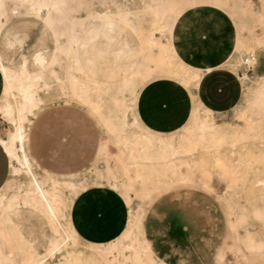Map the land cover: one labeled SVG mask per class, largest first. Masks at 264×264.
Segmentation results:
<instances>
[{
    "label": "rangeland",
    "instance_id": "rangeland-1",
    "mask_svg": "<svg viewBox=\"0 0 264 264\" xmlns=\"http://www.w3.org/2000/svg\"><path fill=\"white\" fill-rule=\"evenodd\" d=\"M151 1L126 0L122 3L129 8H140ZM222 1L224 4L221 6L199 3L194 6L186 5L181 9L175 30L181 41L179 40L175 43V48L183 61L194 69H205L206 67H210L212 70L226 69V63L230 57L229 55L235 49L238 37L243 38L245 42L251 41L254 35L261 34L264 37V18L261 16H264V0ZM10 4H14L13 6L15 7L19 6L17 1ZM12 5L10 8L13 7ZM7 6L9 5L7 4ZM105 8L114 9L112 5H107ZM18 13L12 15L10 19L9 25L13 28L7 35L0 37V54L10 67L16 68V70L23 69L32 72L39 69L42 64H45L50 59L53 48L52 38L42 29L40 21L33 17L32 14H25L22 9ZM142 24L144 30L141 31L140 35H151V27L145 23ZM137 36L138 34L130 29H120L111 40L110 47L107 49L104 58H95L96 64L93 75L101 86H109L116 93L114 99L111 97L106 98L107 113L112 116H120L125 111L120 101L121 94H118L120 81L131 76L134 77L136 100L133 102V109L127 112L128 128H126V131L140 132L146 130L150 134H160L165 139L176 136V141L186 146V141L192 140L190 133L197 131L198 122L203 119L218 127L224 141H240L244 146L250 148L256 142L257 149L264 152V110L258 114L257 109L252 104V95L256 87L253 76L257 74L264 80V45L256 49L255 65H251L245 60L238 72L241 78L244 72L250 77L246 82L247 93L249 94H243L244 87L241 84L242 95L234 108L226 113L215 114L200 102L197 96V88L194 85L181 84L179 82L182 78L181 76L187 74L184 72H178L177 74L171 66H157L152 60H149L148 55L156 54L158 49L155 46H149L147 43L143 47L140 38ZM62 64H64V61H62ZM55 69L61 73V66H55ZM50 83L51 86L48 89L39 85L35 89L37 94L45 101L43 107L37 110L36 117L44 109L51 106H79L88 112L99 124L103 132V138L98 153V165L96 166L94 162L99 136L88 120L80 113L71 110H60L57 113L53 111L47 112L43 116L37 131L41 162L54 171L69 173H55L41 167L36 162L39 170L37 172L40 173L39 176L44 178V172H48L57 179L71 178L75 183L72 190L63 188L65 193L63 213L66 215L68 214V207L72 198L79 190L85 187L78 196L88 192L103 202L118 204L127 209L124 200L117 192L106 184L98 182L104 180L109 185L112 182L110 175L104 170V162L107 158L106 155L110 156L111 154L109 148L112 146L114 139L119 138L122 133L115 130L112 132V138L114 139L109 141L95 113L79 102L76 103V101H72L62 94L59 87L60 83L53 80H50ZM155 83L164 85L168 90L169 100L180 98L187 107L185 121L171 131L152 130L140 116L138 107L141 101V93ZM123 95L129 97L127 91H123ZM199 105H201L200 108H198ZM133 116L138 119V127L136 129H130V121H132ZM239 116L242 117L238 118ZM10 129V123L0 114V135L5 136ZM196 137L193 140L201 142L197 144L195 154L190 155L191 157L187 155L191 158V161L194 158L202 157V162L209 166L216 165L217 167L218 164L223 165L226 163L224 158L217 161L213 160L212 157L204 156L202 154V136ZM118 147L122 148L123 146L120 145ZM104 148H107V150H103ZM228 149L229 146L227 144H221V151L226 152ZM244 156L246 157L247 155L244 154ZM234 158L236 159L234 163L237 167L239 164L237 154L232 156L231 159L228 158V161H232ZM247 158L253 157L248 156ZM254 166L257 167L256 170L250 172L247 169L248 166L242 165L238 169L236 168V171L228 177L225 175L221 176L220 173L222 171L214 169L209 175L211 190L200 186L186 188V192L182 189L185 193L192 191L187 193V197L189 195L192 200L196 198L201 201L198 204L200 205L199 211H202V195H205L207 200L209 198L207 203L210 205L214 202L221 207V209L215 210L216 214L214 215L217 216L215 221L219 225V230L223 234L225 233L221 247L228 254V258H218V249L215 259L210 264H245L243 254L249 257L255 256L257 253L264 254L263 249L256 251L254 248L255 244H259L261 248H264V190H259L253 184L256 178H264V165L261 161H258ZM8 179L11 187L4 189L3 192L6 195H11L26 177L25 175L12 176L9 173ZM227 181L232 186V192L235 193L231 198L233 209L229 208L227 203L220 197V194H224L228 188ZM116 183V190L124 197V185L127 183V178L124 175H119ZM134 200L139 203L136 210L132 209ZM126 203L129 207V218L126 228L133 226V233L137 239L138 247L141 249L145 248V250L147 248L148 251L142 233V221L149 207L148 202H141L131 197L130 201H126ZM174 205L175 202L166 201L160 207L155 208V214L150 213L145 219L146 231L154 252L157 256L172 264L209 263L212 259L213 249L205 235L216 239L214 229L212 233L211 230L209 232L205 230L204 234L202 233V213L194 216L198 220L196 227L186 229L183 225L184 223L180 219V222L178 221L177 217L181 216L178 210L174 208ZM42 218L38 213L24 208L19 210L15 221L31 242L32 250H35V252L40 254V257L46 259L45 264H104L97 252L91 247L96 242H87L80 236V240L75 245L57 254L55 258L46 256V247L51 231L46 220ZM231 220L235 225L233 236L239 240L242 248V253L233 257L230 256L232 250L223 246L225 236L231 233L228 225ZM212 224H214L213 221ZM196 228L197 231L193 232L192 229L195 230ZM105 243L107 242L96 244L104 245ZM9 244H11V241H9ZM15 253L18 254L21 251L18 249ZM145 257L147 258L146 255H144ZM20 258L19 256L16 257V259ZM145 262L150 264L146 259Z\"/></svg>",
    "mask_w": 264,
    "mask_h": 264
},
{
    "label": "bare ground",
    "instance_id": "bare-ground-1",
    "mask_svg": "<svg viewBox=\"0 0 264 264\" xmlns=\"http://www.w3.org/2000/svg\"><path fill=\"white\" fill-rule=\"evenodd\" d=\"M15 1L19 2L18 7L10 4ZM124 1L0 0V37L10 32L13 28L9 25L11 16L22 9L25 14H32L40 21L42 29L52 38L53 43L50 59L32 72L10 67L0 54V114L11 125L5 136L0 135V145L8 156L10 174L26 177L11 195L3 192L4 189L11 187L9 179L0 189V264H45L46 262L44 257H40L39 253L32 250L31 242L15 221L20 209L28 208L41 215L48 223L51 236L47 243L46 256L54 258L60 251L75 245L80 240L71 226L69 214L63 213L65 206L63 188L72 190L75 183L71 178L57 179L46 173L44 178L40 177L38 168L31 161L25 148L27 125L45 103L35 89L38 85L48 89L51 86L50 80L60 83V90L68 99L79 102L95 113L109 141L114 139L112 132L115 130L122 133L119 138L114 139L109 148L111 154L106 155L108 159H105L104 170L110 175L112 179L110 186L114 189H117L116 180L119 175L127 178V183L124 185V197L126 196L127 202L132 197L141 202L146 201L150 206L156 199L172 191L195 186L211 190L209 175L214 169L221 170L220 175L228 177L242 165L248 166L250 172L256 170L257 167L254 165L258 161L264 165V152L257 149L256 142L250 148L240 141H224L218 127L203 119L198 122L197 131L190 133L192 140L186 141V146L178 143L176 136L165 139L160 134H150L146 130L126 131L127 112L133 109V102L136 100V87L132 76L119 83L118 94H121L120 101L125 111L120 116L107 113L106 98L114 99L116 93L111 87L101 86L94 79L95 58H104L111 40L120 29L126 28L137 33L143 47L146 43L155 46L158 52L149 54V60L157 66H171L177 74L184 72L187 75L181 76L179 82L192 84L198 89L201 78L212 71V68L194 69L183 61L175 48V43L180 40L179 35L175 33L177 21L183 6H194L199 3L216 6L224 4L222 0H152L140 8H129L122 3ZM11 5L13 7L10 8ZM107 5H112L114 9L105 8ZM261 16L264 18L263 15ZM142 23L151 27V35H140L144 30ZM263 45L264 37L261 34L254 35L248 42L238 37L235 49L229 55L226 69L239 77L238 72L245 60L255 65L256 49ZM55 66H61V73L55 69ZM242 75L243 77L239 79L244 87L243 94H246L248 90L246 82L250 77L246 72ZM253 80L256 87L252 95V104L259 114L264 110V80L257 74L253 76ZM123 91H127L129 97L123 95ZM200 107L201 105L198 106ZM137 125L138 119L133 116L130 129H136ZM196 136H202L204 156L212 157L217 161L224 158L226 163L218 164L217 167L209 166L202 162V157L191 161L187 155L195 154L196 146L201 142L193 140L197 138ZM222 143L229 146L228 151H221ZM120 145L123 147L119 148ZM235 154L239 162L237 167L234 163L235 158L228 161V158L231 159ZM244 154L247 156L245 157ZM248 156L253 158L248 159ZM253 184L259 190H264V178H256ZM231 189L232 186L228 183L226 192L220 194V197L229 208L233 209L231 198L235 193ZM228 225L231 233L225 236L223 246L232 250L231 257L238 256L242 253V248L239 240L233 236L234 222L231 220ZM91 247L99 254L104 264H146L145 259L150 264H164L157 261L147 248L145 250L143 247V249L138 247L132 225L113 242L105 246ZM254 248L256 251L261 249L264 251L259 244H255ZM18 249L21 253L17 254L15 251ZM144 255L147 258H144ZM17 256L21 258L16 259ZM217 257L227 259L228 254L220 247ZM243 259L245 264H264V254L260 253L252 257L243 254Z\"/></svg>",
    "mask_w": 264,
    "mask_h": 264
},
{
    "label": "crops",
    "instance_id": "crops-1",
    "mask_svg": "<svg viewBox=\"0 0 264 264\" xmlns=\"http://www.w3.org/2000/svg\"><path fill=\"white\" fill-rule=\"evenodd\" d=\"M241 95L242 87L239 78L233 72L221 68L214 69L209 73H206L201 78L197 89V96L200 102L205 107L213 111L215 114L226 113L233 109L234 106L239 102ZM169 99L170 98L168 95V90L164 87L162 83L152 84L150 87H147V89L141 93V101L139 103L138 110L140 116L144 120V123L150 129L156 131H171L173 129H176L180 124L183 123V121H185L187 115V107L185 106L184 101L180 98H176V100ZM60 110H71L80 113L98 132L99 142L94 162V165L97 166L98 153L103 138L102 129L88 112H86L81 107L75 105L51 106L40 112L37 117L36 112L35 115L31 118L30 122L27 125L25 138L26 152L30 157L31 161L37 168L39 164L41 167H44L55 173H69L57 172L45 166L41 162V152L38 143L37 131L38 127L41 125L43 116L46 115L49 111L57 113ZM9 173V159L4 149L0 145V189L8 180ZM44 173L52 176L48 172ZM98 182L100 184H106L115 192H117L124 200L127 209L122 206H119L118 204H109L107 202H103L99 198L95 197L93 194L88 192L78 196L79 193L86 188L85 187L84 189L79 190V192L72 198L71 202L69 203L68 214L71 226L78 236H80L83 240L87 242H107L104 245L96 243L93 244L98 246H105L116 240L117 237H119L120 234L126 229L129 218V207L124 197L118 190L111 187L104 180ZM185 192H183L181 189V191L178 190L175 192L172 191L170 193H165L164 195L156 199L147 208L142 221V233L145 244L148 247V251L152 254L155 259L163 262L164 264H172L157 256L154 252L146 231L145 219L147 218L148 214H155V208L160 207L162 203H166V201H173L175 202L174 208L178 210L181 216L179 218L177 217V219L178 221L180 219L181 222L184 223L183 225L186 229L196 227L198 220L194 216L200 213H202V233L204 234L205 230H207L208 232L211 230L212 233L214 229V235L216 236V239H213L211 236L205 235V238L208 240V243L213 249V255L209 263L202 264H210L213 259H215L216 253L221 247V243L225 234H223V232L219 230V225H217L215 221L217 220V216L214 215L216 214L215 210L221 209V207L220 205H218V203L216 205L214 202L212 203V205H210L209 203H207L209 198L207 200V197L205 195H202V211H199L200 205L198 204L201 201L196 198L192 200V197H190L189 195L187 197V193L192 191H187V193ZM138 204L139 203L134 200L132 204V209L136 210ZM212 221L214 222V224H212ZM207 226H209V228H207ZM192 231H197V228L195 230L192 229ZM64 250L60 251L58 254H60Z\"/></svg>",
    "mask_w": 264,
    "mask_h": 264
}]
</instances>
